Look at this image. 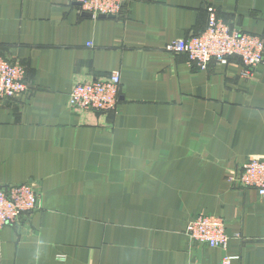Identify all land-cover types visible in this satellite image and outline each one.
<instances>
[{
	"label": "crops",
	"instance_id": "crops-1",
	"mask_svg": "<svg viewBox=\"0 0 264 264\" xmlns=\"http://www.w3.org/2000/svg\"><path fill=\"white\" fill-rule=\"evenodd\" d=\"M211 12L264 35V0H124L96 19L68 0H0V56L29 87L0 101V186L39 197L1 230L0 264H264V201L230 181L264 160V65L166 49ZM114 73L116 113L71 109L73 87ZM198 215L225 220V248L188 238Z\"/></svg>",
	"mask_w": 264,
	"mask_h": 264
},
{
	"label": "built area",
	"instance_id": "built-area-1",
	"mask_svg": "<svg viewBox=\"0 0 264 264\" xmlns=\"http://www.w3.org/2000/svg\"><path fill=\"white\" fill-rule=\"evenodd\" d=\"M76 4L85 15L96 18H115L124 0H68ZM166 49L183 53L189 60L205 68L211 60L240 59L245 75L258 65H264V35H253L230 27L209 13L203 32L169 44ZM29 90L26 70L20 63L0 56V101L22 96ZM72 110L97 114L116 113L120 102V77L114 73L106 81H90L77 84L69 93ZM230 181L256 191L264 201V160L251 159L242 164ZM37 186L24 183L10 187L0 186V232L17 223L23 215L37 209ZM226 222L215 215H198L188 222L186 235L195 244L210 248H225L228 237Z\"/></svg>",
	"mask_w": 264,
	"mask_h": 264
},
{
	"label": "water",
	"instance_id": "water-1",
	"mask_svg": "<svg viewBox=\"0 0 264 264\" xmlns=\"http://www.w3.org/2000/svg\"><path fill=\"white\" fill-rule=\"evenodd\" d=\"M87 16H89V15H87ZM90 17V16H89ZM101 18H104V17H101ZM98 115H100V114H98Z\"/></svg>",
	"mask_w": 264,
	"mask_h": 264
}]
</instances>
